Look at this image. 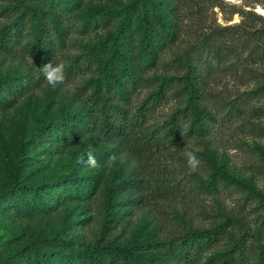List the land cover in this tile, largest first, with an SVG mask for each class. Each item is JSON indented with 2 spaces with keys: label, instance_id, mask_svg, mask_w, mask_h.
<instances>
[{
  "label": "trees",
  "instance_id": "16d2710c",
  "mask_svg": "<svg viewBox=\"0 0 264 264\" xmlns=\"http://www.w3.org/2000/svg\"><path fill=\"white\" fill-rule=\"evenodd\" d=\"M6 1L3 10L9 19L0 25V50H8L26 28L34 51V68L0 71V112L44 79L38 69L52 62L49 32H58L57 24L80 0ZM166 5V0H127L117 7L90 8L82 14L84 25L115 23V28L88 45L81 61L73 58L70 62L74 69L84 64L95 72L84 82L90 90L77 98V106L72 105L71 97L55 99L54 88L50 87L42 110L28 109L18 116L15 150L8 164L9 181L0 186V229L27 226L55 213L66 201H86L101 187L104 200L97 228L83 238L76 232L79 219L65 216L57 227L33 231L18 242L13 238L0 242V264H204L203 254L221 241L228 243L218 255L225 264H264V206L252 229H243L234 218H225L203 229L169 235L146 222L124 239L115 233L125 224L130 208L142 202L145 181L137 177L136 170L124 172L118 162L104 174L100 160L111 156V149L165 142L179 149L185 136H205L213 117L201 103L214 95L207 78L219 67L238 79L255 82L253 88L234 96L236 103L227 101L230 110L241 114L264 110V105L253 104L264 95V17L245 10L239 23L201 33L197 46H191L183 57L173 56L166 65L178 67L182 73L155 79L152 92L135 112L126 113L123 104L130 91L146 81L145 73L155 66L159 49L176 37V23L162 10ZM132 22L139 33L137 51L131 42ZM225 34L229 37L224 38ZM168 97H183V103L161 127L149 128L145 124L148 113ZM186 122L188 128L183 134L182 124ZM92 129L102 143L87 138L81 151L86 159L91 146L99 167L89 168L78 162V170L65 174L24 172L25 167L33 166L31 155L35 152L49 158ZM109 142L113 145H103ZM221 178V173L210 171L197 184V191L215 193Z\"/></svg>",
  "mask_w": 264,
  "mask_h": 264
},
{
  "label": "rangeland",
  "instance_id": "374dc122",
  "mask_svg": "<svg viewBox=\"0 0 264 264\" xmlns=\"http://www.w3.org/2000/svg\"><path fill=\"white\" fill-rule=\"evenodd\" d=\"M127 0H80L79 4L57 24V30H50L48 43L52 50L53 64L63 63L66 79L54 88L55 99L72 98L73 106L84 97L89 87L84 82L95 74L92 67L71 66V60L83 59L85 48L115 28V23L104 27L84 25L82 14L90 8L107 9L117 7ZM163 12L170 14L176 23L177 34L172 42L166 43L158 51L154 67L146 73V81L130 91L123 106L129 114L135 112L141 101L149 95L153 81L161 76L178 75L182 70L166 65L175 55L183 57L191 46H197V36L204 32L235 25L241 21L245 10H253L264 17V0H166ZM6 0H0V25L9 19L3 10ZM173 6V7H172ZM172 8V9H171ZM171 10V11H169ZM131 42L138 50V30L135 22L130 24ZM228 35H224L226 38ZM229 37V36H228ZM244 54V53H243ZM32 57V59H31ZM34 51L27 29L21 38L12 43L6 51L0 50V71H25L34 68ZM213 96L201 103L205 112L213 117L205 136H185L180 148L163 145H142L131 148L118 145L111 149L123 171H135L142 179V202L131 207L125 224L116 228L115 233L124 239L139 224L146 222L158 226L164 235L182 230H198L213 223L234 218L243 229H252L257 215L264 206V110L256 113H238L229 109L228 100L236 103L234 96L254 87L252 79H238L221 67L216 68L207 78ZM242 82V83H240ZM51 86L43 79L39 85L26 91L17 101L0 112V186L9 181L8 164L15 150V123L22 112L33 109L36 112L45 106V97ZM77 94V96H75ZM183 97H168L146 118L149 128L161 127L170 113L180 107ZM253 104L264 105V95ZM30 124V121H28ZM185 130L188 122L182 124ZM89 138L93 143H102L95 129L81 138L59 149L57 154L45 158L40 154L31 155L35 162L25 167L24 172L35 175L46 171L53 175L78 170V159L82 154L81 144ZM107 148L113 143H103ZM193 152L200 161L193 171L187 163L185 152ZM108 156L100 160L102 166ZM212 163L213 167L210 166ZM104 174L109 167H105ZM216 170L222 174L215 193L197 191V184L205 180L208 173ZM146 184V185H145ZM103 190L97 187L86 201L69 200L53 214L33 220L29 225L10 231L0 229V242L13 238L15 242L25 239L33 231L57 227L65 216L79 219L76 232L88 238L96 230L103 203ZM228 247L226 241L212 247L202 256L204 264H225L218 255Z\"/></svg>",
  "mask_w": 264,
  "mask_h": 264
},
{
  "label": "clouds",
  "instance_id": "9594fccd",
  "mask_svg": "<svg viewBox=\"0 0 264 264\" xmlns=\"http://www.w3.org/2000/svg\"><path fill=\"white\" fill-rule=\"evenodd\" d=\"M38 71L44 77L47 84L50 85L52 88H55L58 85L63 84L65 82L66 68L63 63H59V64L49 63L39 68ZM183 155L186 157L188 166L193 171H195L200 164V161L197 158V156L191 151L185 152L183 153ZM116 159L117 157L114 154L109 156L108 159L105 161L104 166L109 168L113 167L116 163ZM78 162L89 168H97L100 166L95 158L91 146H89L86 151V159H85V154H82Z\"/></svg>",
  "mask_w": 264,
  "mask_h": 264
}]
</instances>
